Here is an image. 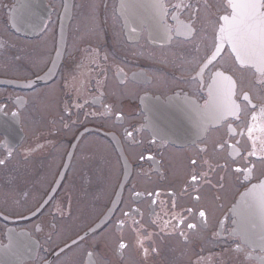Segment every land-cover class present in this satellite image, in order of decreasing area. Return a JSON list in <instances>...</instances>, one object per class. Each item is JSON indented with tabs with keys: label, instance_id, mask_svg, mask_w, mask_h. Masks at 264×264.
Wrapping results in <instances>:
<instances>
[{
	"label": "flooded vegetation",
	"instance_id": "1",
	"mask_svg": "<svg viewBox=\"0 0 264 264\" xmlns=\"http://www.w3.org/2000/svg\"><path fill=\"white\" fill-rule=\"evenodd\" d=\"M229 5L0 0V264H264L236 208L264 183V76L221 39Z\"/></svg>",
	"mask_w": 264,
	"mask_h": 264
},
{
	"label": "snow or ice",
	"instance_id": "2",
	"mask_svg": "<svg viewBox=\"0 0 264 264\" xmlns=\"http://www.w3.org/2000/svg\"><path fill=\"white\" fill-rule=\"evenodd\" d=\"M163 9V4L158 5ZM232 13L230 16L222 17L224 24L220 27L221 39H226L231 43L233 51L237 53V59L241 63H250L257 67L259 73L264 76V0H230ZM220 50V45H217V52ZM234 87L233 82H229ZM231 92L229 93V103H227L223 111L226 114H235L238 106L231 102ZM245 99H248L245 94ZM264 116V108L261 110ZM253 122L257 120L256 114L252 116ZM254 128L250 125L248 128L249 138H252ZM264 148V141L261 142ZM253 148L255 149V140H253ZM255 151L249 155H255ZM3 163V161H0ZM193 180L197 177L193 176ZM261 211L264 213V198L260 201ZM205 215L204 211L200 212V216ZM189 228L194 225H188ZM123 246V245H122ZM147 250H145L146 252Z\"/></svg>",
	"mask_w": 264,
	"mask_h": 264
},
{
	"label": "water",
	"instance_id": "3",
	"mask_svg": "<svg viewBox=\"0 0 264 264\" xmlns=\"http://www.w3.org/2000/svg\"><path fill=\"white\" fill-rule=\"evenodd\" d=\"M264 183H261L260 185H257L256 187L251 188L249 191L245 192L239 199L238 205H237V211L242 214L241 217V224L243 227H250L251 225L254 228H259L262 224L259 223V218L264 215H258L255 213L256 209L261 208L260 201L253 202L251 205H249V202L256 197L258 193H262L264 188ZM262 195H264V192L260 194L258 197H256L254 200L260 198ZM262 240H264L263 235L258 236Z\"/></svg>",
	"mask_w": 264,
	"mask_h": 264
},
{
	"label": "rangeland",
	"instance_id": "4",
	"mask_svg": "<svg viewBox=\"0 0 264 264\" xmlns=\"http://www.w3.org/2000/svg\"><path fill=\"white\" fill-rule=\"evenodd\" d=\"M83 16H85V13L84 12H83ZM96 33H97V31H96ZM90 154H93V151H91ZM80 248H82V246Z\"/></svg>",
	"mask_w": 264,
	"mask_h": 264
},
{
	"label": "bare ground",
	"instance_id": "5",
	"mask_svg": "<svg viewBox=\"0 0 264 264\" xmlns=\"http://www.w3.org/2000/svg\"><path fill=\"white\" fill-rule=\"evenodd\" d=\"M257 210H258V209L255 210V213H256V214H258V211H257Z\"/></svg>",
	"mask_w": 264,
	"mask_h": 264
}]
</instances>
